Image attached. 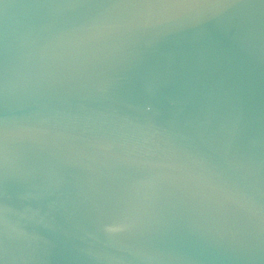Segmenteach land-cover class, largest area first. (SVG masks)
<instances>
[{
	"label": "water",
	"instance_id": "water-1",
	"mask_svg": "<svg viewBox=\"0 0 264 264\" xmlns=\"http://www.w3.org/2000/svg\"><path fill=\"white\" fill-rule=\"evenodd\" d=\"M0 264H264V0H0Z\"/></svg>",
	"mask_w": 264,
	"mask_h": 264
}]
</instances>
